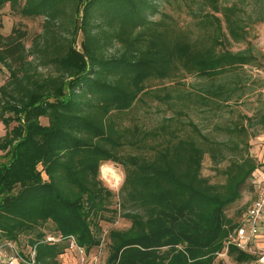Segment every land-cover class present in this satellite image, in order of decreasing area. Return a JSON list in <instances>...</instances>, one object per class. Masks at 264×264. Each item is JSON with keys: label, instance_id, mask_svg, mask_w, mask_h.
Returning <instances> with one entry per match:
<instances>
[{"label": "trees", "instance_id": "obj_1", "mask_svg": "<svg viewBox=\"0 0 264 264\" xmlns=\"http://www.w3.org/2000/svg\"><path fill=\"white\" fill-rule=\"evenodd\" d=\"M161 1L0 0L43 19L29 47L21 30L0 34L1 120L13 123L0 137L1 250L25 235L35 264H60L70 245L46 243L41 226L89 252L99 222L120 217L130 226L109 232L106 264H213L224 250L236 264L255 260L228 244L238 219L227 210L254 191L259 166L248 127L264 130V102L253 116L233 105L248 91L244 67L258 65L248 36L264 24V0H165L186 10L196 35ZM185 75L199 86L178 88ZM165 81L174 84L151 85ZM145 97L171 115L150 129L123 124ZM206 155L217 182L202 174ZM106 162L124 173L116 195L99 176Z\"/></svg>", "mask_w": 264, "mask_h": 264}, {"label": "rangeland", "instance_id": "obj_2", "mask_svg": "<svg viewBox=\"0 0 264 264\" xmlns=\"http://www.w3.org/2000/svg\"><path fill=\"white\" fill-rule=\"evenodd\" d=\"M160 9L168 14H170L178 23L179 26L189 27L194 34H197V29L192 26L191 18L187 15L186 10L181 7L178 9L176 3L172 2L168 4L165 0L161 1ZM42 18L36 19H28L23 18L19 14L11 11L9 5H5L2 9H0V34L3 36H8L14 30H21L27 33V37L25 39V45L29 47L31 45V41L34 35L40 33ZM79 34L76 38L78 41ZM248 41H250L254 47L255 53L258 57V65L257 66H246L244 67V76L247 81L248 91L240 103L237 105H233V108L246 116H253L257 110L262 108V102H264V24H256L250 29V33L248 36ZM243 45L233 44L230 49L232 51H236L242 49ZM8 78L7 71L0 65V87L5 84ZM180 82L177 87L183 90H194L200 84V80L196 79L194 76L185 75L181 77ZM185 83L184 86H179L180 84ZM156 84H174V82H153L151 85L154 86ZM171 110L167 108L166 105L153 101L150 98L145 97L144 103H140L135 110H133L130 114H128L124 120L123 124L131 125L138 124L146 129H150L153 126L158 125L164 116H170ZM8 117V115L3 114L0 107V137L4 136L6 129L11 128L13 123L9 125L8 128L2 123V117ZM194 122L198 123L200 126L204 127L207 124L201 120L200 117H193ZM42 124L46 125L47 120L41 118L40 121ZM244 124L246 122L244 121ZM257 127H248L250 133H257L256 137L250 139V145L256 141L258 137L264 134V130ZM211 136L217 139H222L224 137L223 134L218 131H213ZM1 154V152H0ZM211 162L209 157L206 155L204 157L203 166H202V174L206 177H211V182H217L218 179L214 178V173L211 169ZM99 176L104 186L110 189L115 195L117 194L123 179L124 173L122 168L119 165H116L111 162L103 163L99 170ZM116 202V198H114ZM243 206L240 205L236 209L232 210L231 208L228 211L229 216H234V218L238 219L243 213ZM111 214L107 215L110 217ZM99 225L101 226V243L98 247L91 249L89 252H86L85 262L84 264H106V259L109 253V238L108 234L111 230H126L129 228V221L116 217L112 222L110 221H100ZM40 230L44 232L46 235H53L52 232L53 225L51 223L44 224L40 227ZM56 234V233H55ZM28 236H20L18 239L17 247L23 254H27L28 245H27ZM66 244H68L66 242ZM4 251V250H2ZM4 255L8 256L11 253L4 251ZM223 253V252H222ZM254 255L256 253H253ZM58 261L60 264H80L78 254L69 246L65 249L64 253L58 257ZM0 264H2L0 262ZM213 264H236L234 260L230 256H217L216 260Z\"/></svg>", "mask_w": 264, "mask_h": 264}, {"label": "built area", "instance_id": "obj_3", "mask_svg": "<svg viewBox=\"0 0 264 264\" xmlns=\"http://www.w3.org/2000/svg\"><path fill=\"white\" fill-rule=\"evenodd\" d=\"M251 184L254 188L255 198L244 211L238 227L229 236L228 244L246 253H253L252 243L258 235V226L264 217V170L252 173ZM46 243L56 244L67 241L70 247L78 254L80 264H84L86 252L79 247L73 236L63 237L61 234L47 235L44 239ZM11 249V254L4 255L0 249V262L2 264H35V247H28L27 254H23L12 242L4 243Z\"/></svg>", "mask_w": 264, "mask_h": 264}, {"label": "crops", "instance_id": "obj_4", "mask_svg": "<svg viewBox=\"0 0 264 264\" xmlns=\"http://www.w3.org/2000/svg\"><path fill=\"white\" fill-rule=\"evenodd\" d=\"M250 154L259 165L257 171L264 170V134L258 137L256 141L252 144L250 149ZM249 185L251 186V179L249 180ZM254 198H255L254 191H252V189L249 191L247 188L242 192L241 199L237 201L231 207V209L234 210L238 206L245 204L246 206H243L242 209L246 210V208L250 205V203ZM243 214L244 211L238 218V224L241 222V218ZM252 250L254 251L253 253H256L255 255L253 253H247V254L254 256L255 260L253 262L243 263V264H264V217L259 223L258 235L256 236L255 240L252 243ZM222 254H224V256H229L227 255L226 250H224L223 253H220L219 256H222Z\"/></svg>", "mask_w": 264, "mask_h": 264}, {"label": "water", "instance_id": "obj_5", "mask_svg": "<svg viewBox=\"0 0 264 264\" xmlns=\"http://www.w3.org/2000/svg\"><path fill=\"white\" fill-rule=\"evenodd\" d=\"M78 29H79V23H78V28H77V31H78ZM77 38V36L75 37V39Z\"/></svg>", "mask_w": 264, "mask_h": 264}]
</instances>
